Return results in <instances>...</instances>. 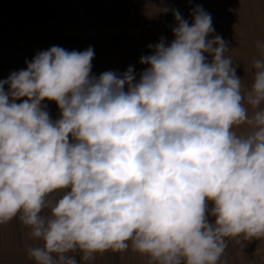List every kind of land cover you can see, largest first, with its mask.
<instances>
[{"label": "clouds", "instance_id": "1", "mask_svg": "<svg viewBox=\"0 0 264 264\" xmlns=\"http://www.w3.org/2000/svg\"><path fill=\"white\" fill-rule=\"evenodd\" d=\"M171 11L138 77L52 46L0 80V225L28 229L34 264H221L229 240L264 239V58L246 86L211 14Z\"/></svg>", "mask_w": 264, "mask_h": 264}, {"label": "crops", "instance_id": "2", "mask_svg": "<svg viewBox=\"0 0 264 264\" xmlns=\"http://www.w3.org/2000/svg\"><path fill=\"white\" fill-rule=\"evenodd\" d=\"M197 6L211 14L215 31L209 38L219 35L228 42L237 75L250 86L252 61L264 58L256 46L264 41V0H0V80L26 69V61L52 46L68 51L92 47L93 75L123 73L133 66L138 77L147 67L140 58L151 54L148 45L174 38L171 10L191 23ZM27 232L18 218L0 225V264H34L27 247L37 242ZM76 259L79 264V254ZM93 264H148V257L129 248L98 255ZM221 264H264V239L229 240Z\"/></svg>", "mask_w": 264, "mask_h": 264}, {"label": "built area", "instance_id": "3", "mask_svg": "<svg viewBox=\"0 0 264 264\" xmlns=\"http://www.w3.org/2000/svg\"><path fill=\"white\" fill-rule=\"evenodd\" d=\"M45 104H47V108L51 118L53 120L57 119L59 117V109L56 103L54 101H46Z\"/></svg>", "mask_w": 264, "mask_h": 264}]
</instances>
